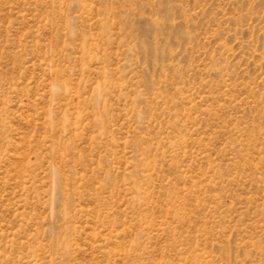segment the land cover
<instances>
[{"label": "rangeland", "instance_id": "374dc122", "mask_svg": "<svg viewBox=\"0 0 264 264\" xmlns=\"http://www.w3.org/2000/svg\"><path fill=\"white\" fill-rule=\"evenodd\" d=\"M0 264H264V0H0Z\"/></svg>", "mask_w": 264, "mask_h": 264}]
</instances>
